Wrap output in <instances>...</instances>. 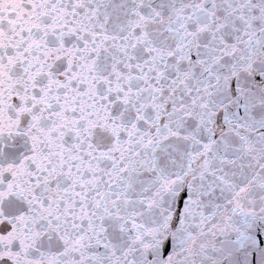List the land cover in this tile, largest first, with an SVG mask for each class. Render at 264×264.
<instances>
[{"label": "snow or ice", "instance_id": "snow-or-ice-1", "mask_svg": "<svg viewBox=\"0 0 264 264\" xmlns=\"http://www.w3.org/2000/svg\"><path fill=\"white\" fill-rule=\"evenodd\" d=\"M0 264H264V0H0Z\"/></svg>", "mask_w": 264, "mask_h": 264}]
</instances>
